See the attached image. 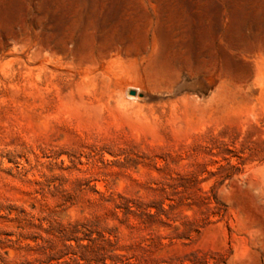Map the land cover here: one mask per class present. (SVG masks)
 I'll use <instances>...</instances> for the list:
<instances>
[{"label": "rangeland", "instance_id": "rangeland-1", "mask_svg": "<svg viewBox=\"0 0 264 264\" xmlns=\"http://www.w3.org/2000/svg\"><path fill=\"white\" fill-rule=\"evenodd\" d=\"M0 264H264V0H0Z\"/></svg>", "mask_w": 264, "mask_h": 264}, {"label": "bare ground", "instance_id": "bare-ground-1", "mask_svg": "<svg viewBox=\"0 0 264 264\" xmlns=\"http://www.w3.org/2000/svg\"><path fill=\"white\" fill-rule=\"evenodd\" d=\"M123 86V95L133 102L139 100V94L141 93L140 88L134 85V83L129 80L122 81ZM132 93V94H131Z\"/></svg>", "mask_w": 264, "mask_h": 264}]
</instances>
